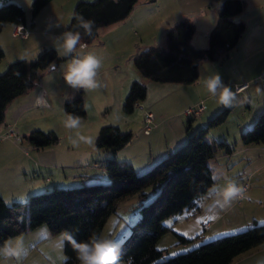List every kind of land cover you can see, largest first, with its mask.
Listing matches in <instances>:
<instances>
[{"label": "rangeland", "instance_id": "obj_1", "mask_svg": "<svg viewBox=\"0 0 264 264\" xmlns=\"http://www.w3.org/2000/svg\"><path fill=\"white\" fill-rule=\"evenodd\" d=\"M9 1L24 9L25 24L22 27L27 35L25 38L14 35L13 25H5L1 29L0 46L4 57L0 60V74L15 60H33L43 49H55L57 36L65 31L76 3L93 0H50L34 17L29 9L32 0ZM244 1V10L234 17L235 21L245 24L236 47L222 60L201 61L198 67L199 77L190 84L146 79L136 69L133 60L146 48L164 46L165 31L184 18L195 26L191 44L196 48H205L208 33L217 21V0H138L126 18L100 27L95 38L87 44L86 51L102 58L98 73L102 86L91 91L82 89L84 108L87 110L79 129L69 130L63 124L64 104L79 91L69 88L63 81L61 69L68 61L56 65L55 70L51 67L41 72L35 84L10 102L5 110L4 116L9 119V127L16 134L13 138L0 140V194L5 202H27L33 194L53 188L77 186L79 183L76 181L80 176L87 178L84 182L86 184H106L108 177H100V168L109 152L95 147V138L103 126H118L121 131L132 133L133 144L126 148L124 156L132 158L133 167L138 173L158 161L143 167L151 158L154 160L158 150H165V144L174 140L178 130L185 131L189 118L192 119L191 126L195 130L205 126L207 120L226 107L230 108L226 120L210 128L206 139L210 143L225 142L220 136L228 133L226 139L231 148L235 147L236 142L239 146L242 145L240 134L238 136L236 133L243 122V112L249 110L243 99L250 94L249 106L252 113L257 110L259 115L264 110V0ZM48 14L52 15L50 20L47 18ZM215 74L221 77L223 84L233 94L236 84L248 82L250 87L239 95L234 94L231 106L221 107L219 98L210 95L203 84L205 78ZM133 81L145 86L146 97L132 112L127 113L123 110V103ZM38 97L42 98V104H37ZM239 98L242 100L239 101ZM199 103L205 106L204 119L185 114L187 108ZM214 110L215 113L208 117V112ZM148 111L154 116V127L146 135L142 128L145 124L144 115ZM2 127L1 124L0 128ZM34 130L52 131L58 136V142L36 149L24 137ZM181 144L172 147L169 152ZM141 167L144 169H137ZM235 169L239 170L241 166L237 165ZM238 174L240 173H236ZM94 176L98 179L94 180ZM216 183L222 185L220 180ZM145 192L146 198L142 203H139L137 195L119 201L115 211L106 220L101 232L110 236L117 246L138 219L139 207L149 202L157 191L147 188ZM207 194L204 199L212 191ZM230 205H238V201L234 200ZM233 208L232 213L228 212L216 223L219 231L213 232L205 224L210 222V227L214 223L213 215L220 211L218 207L212 210L211 206H207L199 212L193 210V215H186L189 210H185L165 219L163 224L171 229L158 240L157 248L164 250L165 256H174L191 250L201 242L221 236L220 232L230 228V222L237 221L231 217H234L238 207ZM179 232H184L193 239L178 243L175 233ZM59 234L50 233L43 224L10 238L14 244L20 242L21 255L8 260L0 258V264H64L63 249L58 243ZM197 234L199 237L195 238ZM121 264L127 263L121 261ZM231 264H264V246L239 254Z\"/></svg>", "mask_w": 264, "mask_h": 264}, {"label": "trees", "instance_id": "obj_2", "mask_svg": "<svg viewBox=\"0 0 264 264\" xmlns=\"http://www.w3.org/2000/svg\"><path fill=\"white\" fill-rule=\"evenodd\" d=\"M138 0H93L80 1L74 6L65 31H80L82 43L89 44L100 27L120 21L128 16ZM50 0H32V17ZM244 0H222L218 4L217 21L208 33L205 48L191 44L195 31L193 22L181 19L165 32L163 47H149L134 58V65L142 77L162 83H194L199 77L201 61L224 59L236 47L245 29L242 21L234 17L244 10ZM95 21V35H84L77 27V17ZM25 11L9 0L0 3V31L5 25L23 26ZM4 51L0 46V60ZM68 61L59 56L54 48H45L33 60H15L0 74V125L4 113L16 97L27 92L39 79V74L53 65ZM146 97V88L133 81L124 99L123 110L130 113ZM65 113L81 118L86 116L83 90L64 104ZM230 108H224L209 120L205 126L193 130L192 119L187 121L186 138L175 150L168 152L147 170L138 173L134 167L116 159V154L132 139L131 132H123L118 126L108 125L99 129L95 147L110 153L102 164L108 182L106 184L82 183L67 188H53L29 196L27 202L7 204L0 195V245L21 233L29 232L45 224L52 234L67 229L78 241L86 240L93 230L100 233L108 217L115 211L117 203L137 195L139 203L146 198L145 190L157 191L155 196L139 207V217L130 226L125 239L118 245L121 261L127 264H231L233 259L254 247L264 246V222L253 221L247 227L223 234L211 241L201 242L191 250L165 256L157 248L158 240L171 228L163 221L171 216L196 207L197 201L211 192L215 184L208 161L215 156L223 141L208 142L210 128L222 124ZM36 149L58 142V136L50 131L34 130L24 136ZM264 141V110L252 125L240 133L244 146ZM178 243L191 241L175 233ZM197 235L195 238H198ZM64 264L79 261L72 247L65 243Z\"/></svg>", "mask_w": 264, "mask_h": 264}, {"label": "clouds", "instance_id": "obj_3", "mask_svg": "<svg viewBox=\"0 0 264 264\" xmlns=\"http://www.w3.org/2000/svg\"><path fill=\"white\" fill-rule=\"evenodd\" d=\"M77 20V27L83 29L84 35L92 38L95 35V21L87 20L82 16L77 17ZM57 41L58 43L54 45L55 50L59 55L68 58V62L61 69L65 84L76 91L80 89L91 91L100 88L102 85L98 79V73L102 66V58L86 51L88 46L81 42V32L78 30L63 31L57 36ZM52 68L55 70V65ZM203 84L210 95L219 98L222 105L231 106L234 94L228 86L223 84L218 74L205 78ZM36 102L42 104L43 100L38 97ZM81 123L80 116L65 113L63 124L66 129H79ZM213 192L217 198L216 203L221 207H226L242 195L244 189L229 180L223 186H214ZM58 243L61 249L65 243L70 245L79 264H121L120 248L110 236L102 232L98 233L93 230L86 240L78 241L72 231L65 229L59 234ZM20 249L19 241L14 244L11 240H5L0 245V258L4 260L18 258L21 255Z\"/></svg>", "mask_w": 264, "mask_h": 264}, {"label": "crops", "instance_id": "obj_4", "mask_svg": "<svg viewBox=\"0 0 264 264\" xmlns=\"http://www.w3.org/2000/svg\"><path fill=\"white\" fill-rule=\"evenodd\" d=\"M219 1L221 0H217L218 3H220ZM47 18L50 20L52 18V15L48 14ZM262 93H264V91ZM234 94L239 95L240 93L234 92ZM240 100H242V98H239V101ZM243 101H244L245 106L248 107L249 110L248 112L244 111L242 114L243 122L240 124V126H238L239 128L236 133V135L238 136L242 131H244V129H247L252 125L253 121L255 120V118L258 116V113H259L257 112V110L256 112L252 113V109H250L251 108L249 106L250 94H247V98L246 99L244 98ZM189 103H192V101ZM222 106L224 105L221 104V107ZM262 107L264 109V96H263ZM208 113H209L208 114V117H209L212 115V113H215V110L211 113L210 112ZM199 117L204 119L203 117H205V111H203L199 115ZM2 125L3 127L0 128V133H2L7 127H9V119H6L5 116L3 118ZM227 135L228 133L226 135L220 136V139H225L224 140L225 146L218 148L216 150L215 156L208 161V164L211 168L212 175L215 179L214 186L218 184L216 182H218L219 180L220 182H222L221 186L225 185L227 181L229 180L235 182L238 187H241V185H243L244 183H248V189L245 191L243 199L240 201V203L238 202V205H230L229 207H226V208L220 207L216 203L217 198L214 195V192H213L214 186H213L212 194L209 195V197L204 199L206 195L208 196V194L202 196L197 201L196 207L185 213L186 215H189V214L193 215L194 214V212H192L193 210H197L199 212L203 208H206L207 206H211L212 210L218 207L220 211L216 214L214 213L213 215L215 216L214 223L210 227H207L209 228L211 232H213V231H219L216 228V223H218L223 217H225L228 212L229 214L232 213L233 206L234 207L237 206L238 211L236 212L234 210L235 215H233L234 217H231V218L236 219L237 221L230 222L228 225L230 228H228L227 230H224L223 232H220L221 235L225 233H231V232L241 230L247 227L248 225H250L253 221L258 222V223L264 221V141L258 144H252V145H247V146L240 145L241 147L236 142L235 147L231 148L229 146L228 140L226 139ZM185 138H186L185 131L178 130V133L174 137V140L171 141L169 144L167 143L165 144V150L162 152L158 150V155L154 158V160L153 158H151L149 161H147V163L143 167L144 168L148 167L149 165L153 163V161L159 160L160 158L165 156L170 151V149H172V147H175L176 145L181 144L185 140ZM132 144H133V139H131L130 142L126 144L121 150H119L115 157L117 160L129 163L133 166V162L131 160L132 158L129 159L127 156H124L126 152L125 151L126 148H129ZM109 156H110V153H108L107 158ZM210 162L213 164L210 165ZM47 163L48 162H45L44 164H47ZM237 165L241 166V169L236 170L235 167H237ZM143 167L137 168V169H144ZM100 170H101L100 177L106 178L107 175L104 169L101 167ZM236 173H240V174L236 175ZM85 179L87 178H82V176H80L79 179H77L76 181L77 183H79L77 185H80L86 182ZM93 179L94 180L98 179V177L94 176ZM66 183H69V182H66ZM179 234L187 238L192 237V236H188L184 232L182 233L179 232Z\"/></svg>", "mask_w": 264, "mask_h": 264}, {"label": "built area", "instance_id": "obj_5", "mask_svg": "<svg viewBox=\"0 0 264 264\" xmlns=\"http://www.w3.org/2000/svg\"><path fill=\"white\" fill-rule=\"evenodd\" d=\"M14 35H19L22 38H25L27 33L25 32V29L20 25V26H14V31H13ZM264 80V78H263ZM250 87V84L248 82H242L240 84H236L234 86V92L235 93H241L243 91H245L246 89H248ZM205 109V106L203 103H199L197 105H195L194 107H190L187 108V110L185 111V114L190 116V117H196L199 116ZM153 121H154V116L153 114L148 111L145 113L144 115V127L142 128V132L143 134H149V132L151 131V129L154 127L153 125ZM15 131L8 127L5 133H0V140L1 139H5V138H13L15 137ZM241 188L244 189V192L242 195H240L239 197H237L235 200L240 202L243 197H244V193L245 191L248 189V183H244L243 185H241ZM210 225V222H207L205 224V227H208Z\"/></svg>", "mask_w": 264, "mask_h": 264}]
</instances>
